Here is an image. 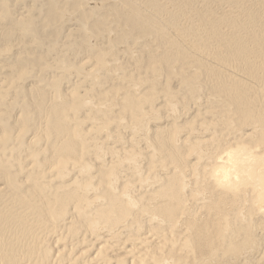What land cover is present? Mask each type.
Returning a JSON list of instances; mask_svg holds the SVG:
<instances>
[{"label": "bare ground", "instance_id": "6f19581e", "mask_svg": "<svg viewBox=\"0 0 264 264\" xmlns=\"http://www.w3.org/2000/svg\"><path fill=\"white\" fill-rule=\"evenodd\" d=\"M101 2L91 92L28 90L25 143L0 126V264H264V0Z\"/></svg>", "mask_w": 264, "mask_h": 264}, {"label": "rangeland", "instance_id": "374dc122", "mask_svg": "<svg viewBox=\"0 0 264 264\" xmlns=\"http://www.w3.org/2000/svg\"><path fill=\"white\" fill-rule=\"evenodd\" d=\"M49 1L0 0V126L6 128L14 136L16 135V122L18 124L25 122L27 128L22 138L23 143L27 142V139L30 140L34 134H41L43 131L42 120L35 115L30 107V104L34 105V101H30L28 90L35 88L46 90L49 99L51 95L53 96V89L56 90L57 87L62 93L76 90L80 95H85L91 92L92 77L86 78L78 72L81 68L85 72L91 70V64L85 65V63L93 61V57L82 53L76 54L75 48L81 40L84 28L96 18L97 11H101L102 2L101 0L80 1L83 4L81 12L83 10L90 12L89 19L82 26L79 18L80 8L72 9L68 4L70 0H52L60 15L54 21H47L45 13ZM103 35L102 32L99 33L95 40H106ZM102 37L104 38L102 39ZM103 46L108 48L109 44L105 43ZM126 55L132 56L131 54ZM38 56H41L42 60L35 62L34 58ZM124 58L122 54L115 55V59L119 62ZM64 64H67L68 68H64ZM94 71L93 68L92 73ZM19 72H22L20 77ZM111 74L113 77L115 76L113 72ZM52 84L55 85L54 88ZM110 84L112 83H105L102 87ZM21 116L28 118H20ZM163 116L165 117V115L158 116V119L163 121ZM154 124L155 122H149L150 132L155 130L156 124ZM91 126L93 127L92 123L87 120L83 126L84 132ZM108 131L115 133L118 130L111 126ZM87 134L88 138L90 137L89 142H93L97 138L95 132H93V136L92 132ZM105 138V133L104 136L103 134L99 136L100 141L105 143V148L118 146L112 142L107 144L108 140ZM38 142L40 143L37 147L33 145L30 149L38 150L39 147H44V141H36L35 145ZM1 143L2 141H0ZM15 144V149H20L18 154L27 151L19 147L21 146L19 140ZM11 148L12 145L6 151L7 156H9ZM7 158L0 159L3 161ZM8 159L12 162L13 156ZM4 164L2 162L1 168H4Z\"/></svg>", "mask_w": 264, "mask_h": 264}]
</instances>
